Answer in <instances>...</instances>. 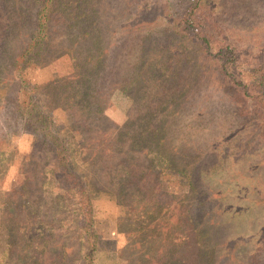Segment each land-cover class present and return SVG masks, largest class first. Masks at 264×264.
Wrapping results in <instances>:
<instances>
[{
  "label": "rangeland",
  "instance_id": "obj_1",
  "mask_svg": "<svg viewBox=\"0 0 264 264\" xmlns=\"http://www.w3.org/2000/svg\"><path fill=\"white\" fill-rule=\"evenodd\" d=\"M255 67L264 0H0V264H84V187L92 264H264Z\"/></svg>",
  "mask_w": 264,
  "mask_h": 264
},
{
  "label": "trees",
  "instance_id": "obj_2",
  "mask_svg": "<svg viewBox=\"0 0 264 264\" xmlns=\"http://www.w3.org/2000/svg\"><path fill=\"white\" fill-rule=\"evenodd\" d=\"M50 0H37L39 3H49ZM191 14V13H190ZM192 15V14H191ZM189 16V15H187ZM198 43L202 49H211L212 45L210 40L198 36ZM216 48V46H214ZM229 50H226L224 47L221 48L217 52V60L221 61V68L223 70V74L228 75V70L232 71L230 66H227V63L233 59L232 55H235V49L231 46H228ZM41 50V45L39 46V51ZM235 63L234 61L232 62ZM244 74L246 77L238 78L236 84L241 86V90L243 95H246L247 91L251 92L253 96H250V101H252V105L255 110L261 112L264 115V72H260V68H245ZM27 101H24V105ZM29 107L26 109L21 116L22 117H32L34 121L39 120L42 121L44 119H48L47 116L45 118L44 112L40 110L38 104L34 101L29 102ZM28 104L26 106H28ZM247 104V103H246ZM36 107V112L34 110ZM36 113V116H35ZM81 189L78 192V202L77 205L79 206L78 212L80 215L81 221V232H82V239L84 245L86 247L85 254H84V264H92L93 262V255L96 251L97 239L98 235L94 230V222L92 218V208H91V196L89 190Z\"/></svg>",
  "mask_w": 264,
  "mask_h": 264
}]
</instances>
